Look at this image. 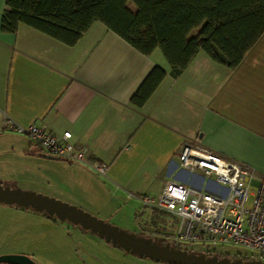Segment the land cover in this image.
<instances>
[{
	"label": "crops",
	"instance_id": "0c3cea01",
	"mask_svg": "<svg viewBox=\"0 0 264 264\" xmlns=\"http://www.w3.org/2000/svg\"><path fill=\"white\" fill-rule=\"evenodd\" d=\"M5 8L0 0V174H21L33 185L23 191L91 214L138 216L140 196L187 182L176 159L185 142L248 167L254 186L264 179V34L234 70L200 52L173 77L160 50L145 56L100 22L69 47L26 25L3 32ZM155 67L167 76L137 109L130 100ZM10 123L70 132L91 161L107 166L105 175L42 157ZM40 216L49 225L57 219Z\"/></svg>",
	"mask_w": 264,
	"mask_h": 264
},
{
	"label": "trees",
	"instance_id": "16d2710c",
	"mask_svg": "<svg viewBox=\"0 0 264 264\" xmlns=\"http://www.w3.org/2000/svg\"><path fill=\"white\" fill-rule=\"evenodd\" d=\"M96 22L145 56L160 50L173 77L200 52L234 70L264 34V0H6L1 30L15 33L26 25L72 47ZM166 76L164 69L155 67L131 105L142 108ZM213 253L219 259L238 258L219 249Z\"/></svg>",
	"mask_w": 264,
	"mask_h": 264
},
{
	"label": "built area",
	"instance_id": "2783aa9c",
	"mask_svg": "<svg viewBox=\"0 0 264 264\" xmlns=\"http://www.w3.org/2000/svg\"><path fill=\"white\" fill-rule=\"evenodd\" d=\"M9 125L44 155L82 165L97 175L107 171L105 164L89 159L87 149L72 142L70 132L58 136L37 125ZM176 159L179 171L192 180H171L159 195L138 198L142 204L138 216L144 211L152 214L159 244L186 252L199 246L205 255L217 249L241 248L250 255L237 260L246 257L248 262L263 263L264 179L254 186V172L248 167L227 160L198 142H185ZM164 217L167 220L162 221ZM215 254L212 257H217Z\"/></svg>",
	"mask_w": 264,
	"mask_h": 264
},
{
	"label": "rangeland",
	"instance_id": "374dc122",
	"mask_svg": "<svg viewBox=\"0 0 264 264\" xmlns=\"http://www.w3.org/2000/svg\"><path fill=\"white\" fill-rule=\"evenodd\" d=\"M129 7L135 10L134 5ZM196 33L197 31L193 32ZM180 176L187 182L192 180L191 176L185 173H181ZM0 186L22 190L33 187L27 179L21 177V174L14 176L0 174ZM54 199L69 204L67 200H61L62 198ZM77 208L89 213L85 209ZM89 214L131 234H137L144 230V227L149 228L144 215L126 214L125 211H115V208L101 215ZM43 220L40 213L32 209L0 203V256L25 255L36 264H163L127 254L92 232L67 221L52 220L54 225H49ZM165 220L166 217L162 218V221ZM152 228L153 226H150V229ZM192 248L196 253H203L199 246ZM219 251L231 259L250 255L248 251L234 247Z\"/></svg>",
	"mask_w": 264,
	"mask_h": 264
},
{
	"label": "water",
	"instance_id": "95a60500",
	"mask_svg": "<svg viewBox=\"0 0 264 264\" xmlns=\"http://www.w3.org/2000/svg\"><path fill=\"white\" fill-rule=\"evenodd\" d=\"M42 157L57 160L47 155ZM0 203L12 204L21 208L32 209L39 213H45L49 217H55L60 221H67L80 226L86 231L97 235L106 243L119 248L130 255H136L141 259H149L163 264H264L261 262H243L242 260L231 261L218 257H207L205 254H194L179 251L170 246H162L152 240L137 237L120 230L96 217L78 209L75 206L63 203L53 198L45 197L34 192L23 191L0 186ZM0 264H36L30 257L25 255L0 256Z\"/></svg>",
	"mask_w": 264,
	"mask_h": 264
},
{
	"label": "flooded vegetation",
	"instance_id": "af4514ba",
	"mask_svg": "<svg viewBox=\"0 0 264 264\" xmlns=\"http://www.w3.org/2000/svg\"><path fill=\"white\" fill-rule=\"evenodd\" d=\"M147 225H149V228L147 227H144V230H141L140 232H138L137 234H135L137 237H141V238H145L147 240H152L154 243L159 244V240L156 238V234H155V231L154 229H150V226L154 227V223L148 221L147 222ZM126 253V252H125Z\"/></svg>",
	"mask_w": 264,
	"mask_h": 264
}]
</instances>
